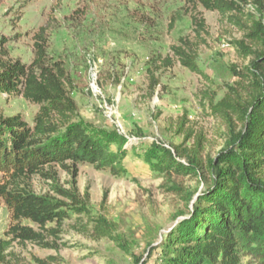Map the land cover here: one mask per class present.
I'll list each match as a JSON object with an SVG mask.
<instances>
[{
  "label": "rangeland",
  "instance_id": "1",
  "mask_svg": "<svg viewBox=\"0 0 264 264\" xmlns=\"http://www.w3.org/2000/svg\"><path fill=\"white\" fill-rule=\"evenodd\" d=\"M236 1L243 9L238 14L241 24L200 6L208 33L197 37L186 0H3L0 47L8 50V59L30 64L34 36L46 27L49 54L64 63L74 80L77 120L90 131L116 130L136 147L124 160L126 176L80 165L77 187L82 195L89 192L91 215H75L57 236L48 235L56 248L14 243L0 264H40L37 259L46 264H143L149 246L164 243L168 232L188 218L192 203L186 201L187 194L193 193L195 199L210 179L206 156L216 157L231 138L228 124L212 104L231 88L242 93L249 89L247 67L254 58L249 49L258 50L251 34L255 23L264 22V0ZM185 36L194 42L200 74L173 55L172 46ZM158 56H170L173 65L160 67L155 62ZM153 72L160 81L155 90L150 86ZM38 110L39 105L23 96L0 92L5 116L21 113L34 125ZM182 117L188 131L206 138L200 176L163 173L144 159L154 144L174 154L188 151L195 138L187 141V132H177ZM45 170L54 179L37 175L28 179L35 193L59 197L54 186L71 187L73 176L67 169ZM103 219L109 222L111 235L101 238L96 225ZM10 220L1 200L0 238L7 239ZM25 224L39 229L28 220ZM161 255V249L155 250L147 264H156Z\"/></svg>",
  "mask_w": 264,
  "mask_h": 264
},
{
  "label": "trees",
  "instance_id": "2",
  "mask_svg": "<svg viewBox=\"0 0 264 264\" xmlns=\"http://www.w3.org/2000/svg\"><path fill=\"white\" fill-rule=\"evenodd\" d=\"M252 1V0H250ZM3 0H0V5ZM190 7L193 31L197 37L208 33L200 6L219 12L241 24L238 14L242 6L236 0H186ZM261 3V0H256ZM175 21L172 19L170 28ZM258 50L253 54L246 75L244 92L231 90L213 105L215 114L229 126L231 138L216 157L206 156L210 179L194 199L186 197L192 208L178 228H172L164 243L148 249L147 264L157 249L162 255L156 264H264V22L255 23L251 34ZM34 59L30 64L8 59V50L0 47V92L23 96L39 105L31 125L21 113L5 116L0 111V201L10 212L7 239L0 238V263L14 243H32L42 248H56L48 235L57 236L68 219L91 215L90 194L82 195L76 178L79 167L91 164L115 176H126L124 160L136 147L127 137L113 129L88 130L77 120L78 106L72 96L74 80L61 60L49 54L46 27L35 36ZM189 36L172 46L174 57L192 72L201 73L197 50ZM199 47L198 45L196 48ZM239 45V50H245ZM161 66L171 67L170 56H158ZM245 76V75H244ZM152 89L160 83L153 72ZM177 124V132L195 143L184 153L154 144L144 154L145 161L157 171L200 176L205 167L203 154L206 138L187 129L186 117ZM238 124V125H237ZM182 158V159H181ZM60 166L73 176L72 185H58L51 194L32 191L28 179L33 176L52 178L47 168ZM179 189V188H177ZM25 220L37 225L25 224ZM96 225L100 237L111 235L106 219ZM55 223L56 228L47 227ZM101 224V225H100ZM40 264L44 260L37 259Z\"/></svg>",
  "mask_w": 264,
  "mask_h": 264
},
{
  "label": "built area",
  "instance_id": "3",
  "mask_svg": "<svg viewBox=\"0 0 264 264\" xmlns=\"http://www.w3.org/2000/svg\"><path fill=\"white\" fill-rule=\"evenodd\" d=\"M128 140H130L128 137H127Z\"/></svg>",
  "mask_w": 264,
  "mask_h": 264
}]
</instances>
